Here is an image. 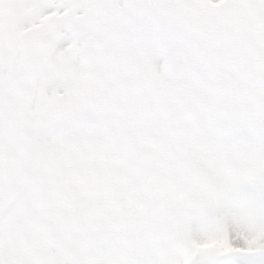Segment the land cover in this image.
I'll list each match as a JSON object with an SVG mask.
<instances>
[{"label": "snow or ice", "instance_id": "snow-or-ice-1", "mask_svg": "<svg viewBox=\"0 0 264 264\" xmlns=\"http://www.w3.org/2000/svg\"><path fill=\"white\" fill-rule=\"evenodd\" d=\"M0 264H264V0H0Z\"/></svg>", "mask_w": 264, "mask_h": 264}]
</instances>
